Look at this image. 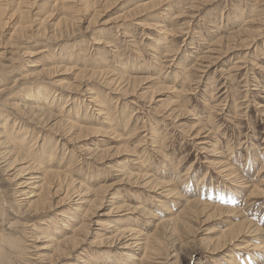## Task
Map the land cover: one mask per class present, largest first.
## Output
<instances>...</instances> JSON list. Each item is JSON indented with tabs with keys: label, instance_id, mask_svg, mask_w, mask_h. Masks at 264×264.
<instances>
[{
	"label": "rangeland",
	"instance_id": "1",
	"mask_svg": "<svg viewBox=\"0 0 264 264\" xmlns=\"http://www.w3.org/2000/svg\"><path fill=\"white\" fill-rule=\"evenodd\" d=\"M0 264H264V0H0Z\"/></svg>",
	"mask_w": 264,
	"mask_h": 264
},
{
	"label": "bare ground",
	"instance_id": "2",
	"mask_svg": "<svg viewBox=\"0 0 264 264\" xmlns=\"http://www.w3.org/2000/svg\"><path fill=\"white\" fill-rule=\"evenodd\" d=\"M121 79H122V78H121ZM132 79H133V78H132ZM132 79H131V80H132ZM117 81H118V80H117ZM131 82H132V81H131ZM122 83H123V82H122ZM119 85H120V84H119ZM126 89H127V88H126ZM44 114H45V113H44ZM45 116H46V115H45ZM43 119H44V118H43ZM54 119H55V118H54ZM45 120H46V118H45ZM7 122H8V121H7ZM3 127L5 128V126H3ZM9 151H10V150H9ZM1 152H3V151L1 150ZM6 152H7V151H6ZM9 153H10V152H9ZM12 153H13V152H12ZM5 154H7V153H5ZM10 155H11V154H10ZM1 156H2V153H1ZM4 157H5V156H2V158H4ZM3 160H5V159H3ZM4 162H5V161H4ZM4 162H3V163H4ZM6 162H7V161H6ZM6 162H5V163H6ZM14 162H15V160H14ZM12 166H13V165H12ZM12 166H9V167H12ZM6 168H7V167H6ZM6 168H5V169H6ZM28 170H29V171H32L31 166H29L27 169H24V170L22 171V173L25 172V174L30 175L32 172H29ZM48 173L51 174V176H53V175H56V176L60 175L59 173H54V172H52V171H48ZM20 174H21V172H19V174H17V175H20ZM31 175H32V174H31ZM21 176H22V175H21ZM130 176H131V174H130ZM144 176H145V175H144ZM65 178H66V177H65ZM65 178H64V181H63V182H65V180L67 179V178H66V179H65ZM28 179H36V177H35V175L28 176ZM144 179H145V178H144ZM147 179H148V178H147ZM36 180H37V179H36ZM27 181H28V180H27ZM154 181H155V180H154ZM61 182H62V179H61ZM148 182H151L152 184H154L155 187H158L159 185H162L161 182H157V181H156V182H153L152 180H148ZM24 183H25V182H24ZM59 184L61 185V183H59ZM62 186H63V185H62ZM166 186H167V185H166ZM58 187H59V186H58ZM66 187H69V186H66ZM60 188H61V186H60ZM64 188H65V187H64ZM169 190H170V189H169ZM170 217H171V216H170ZM237 226H239V225H237ZM240 226L242 227L243 225H240ZM236 228H237V227H236ZM243 228H244V227H243ZM243 228H241V229H243ZM232 229H233V227H232ZM244 229H245V228H244ZM254 229H255V228H254ZM229 230H230V229H229ZM230 231H231V230H230ZM234 231H235V230H234ZM242 231H243V230H242ZM226 232L229 233V231H226ZM226 232H225V233H226ZM228 233H227V235H228ZM230 233H231V232H230ZM230 233H229V234H230ZM221 234H223V233H221ZM230 235H231V234H230ZM241 235H242V234H241ZM220 236H221V235H220ZM224 236H225V235H223V238H224ZM233 236H234V235H233ZM237 236H238V235H237ZM228 237H229V236H228ZM72 238H73V237H72ZM72 238H69L70 241H71ZM231 238H232V237H231ZM232 239H233V238H232ZM70 241H69V243H70ZM72 241H74V240H72ZM225 241H226V240H225ZM61 242H62V241H61ZM230 242H231V241H230ZM63 243L66 244L65 242H62V244H63ZM62 244H61V245H62ZM72 244H73V243H72ZM74 244H75V242H74ZM74 244H73V245H74ZM77 244H78V243H77ZM77 244H75V246H76ZM75 246H74V248H75ZM59 247H60V246H59ZM65 247H66V246H65ZM62 248H63V247H61V249H62ZM58 249H60V248H58ZM65 249H68V248H65ZM64 252H65V251H63V253H64Z\"/></svg>",
	"mask_w": 264,
	"mask_h": 264
}]
</instances>
